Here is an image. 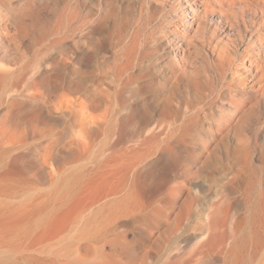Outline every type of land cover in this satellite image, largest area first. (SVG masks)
<instances>
[{
    "label": "rangeland",
    "instance_id": "374dc122",
    "mask_svg": "<svg viewBox=\"0 0 264 264\" xmlns=\"http://www.w3.org/2000/svg\"><path fill=\"white\" fill-rule=\"evenodd\" d=\"M194 2L192 15L179 0H35L28 28L15 0L17 49L0 33V264H264V13L233 52ZM170 88L175 125L209 114L192 124L194 159L171 146L158 159L159 137L140 131Z\"/></svg>",
    "mask_w": 264,
    "mask_h": 264
},
{
    "label": "bare ground",
    "instance_id": "6f19581e",
    "mask_svg": "<svg viewBox=\"0 0 264 264\" xmlns=\"http://www.w3.org/2000/svg\"><path fill=\"white\" fill-rule=\"evenodd\" d=\"M27 1H28L29 16L32 21L31 23L28 24V28H34L33 18H35L38 15L39 8L36 6L35 0H27ZM179 1H183V6H185L184 11L186 10L191 11L192 15L194 14V11L199 9L198 6L197 9L191 8V3H193L194 6H196V4H194L195 0H179ZM234 2L238 3L239 5L238 14L233 12L232 3ZM199 5L200 6L202 5L203 12L205 13L208 12V14L211 13L210 15L213 18H210V20L213 21V25H214L213 31L218 32V36L221 37V40H224L223 36L225 35L226 37L225 39L227 41L223 42V45L225 47H229V45H231L232 47L231 50L233 52L243 45L244 46L249 45L256 38V35H254L255 37L254 38L252 33L255 29H257V26L259 25L260 22L257 18V13L258 12L261 14L264 13V0H201V4ZM250 5H252V7ZM16 6L17 5L15 4V0H0V33L4 35L3 37H6V40L8 41L9 44L14 45L17 49L18 44L16 42L17 41L16 35L15 33L12 32V28L14 27L12 26V24L15 22L13 11L15 10ZM224 6H227L230 12L229 11L225 12V10L223 9ZM216 12L217 15L215 16L214 14ZM221 16L224 17L223 21L224 23L227 24V28L222 27L220 21ZM246 17L248 18L246 19ZM261 18H262L261 20L264 23V17ZM240 23L244 26L245 31L249 33L248 36L243 35L242 32L239 30L238 24ZM7 37L9 40L7 39ZM0 45H2L1 48L2 51L4 52V50H6V44L4 45V42L0 41ZM260 45L261 44H259V46ZM225 54L227 56V60H225L227 63L239 59L237 56H233V54H230L227 51H225ZM90 56L91 53H86L84 51L83 57L75 58L73 56L72 60H75V62H79V61L82 62V60L87 62ZM4 60H5L4 57L0 58V86L4 81V79L6 78L7 74L11 71V68ZM219 60L222 61V59ZM57 62L61 67V69L64 70L63 68L64 63L58 60ZM252 64L254 65L255 71L258 70L259 75L263 76L264 75L263 67L258 66L255 61H252ZM55 73H54V77L57 78ZM73 73L74 75H76L75 78L76 81H78L80 79L79 69L74 68ZM47 81H48L47 83L48 85H52L56 82L51 79H47ZM76 81H74V84L77 85ZM168 81L169 79L163 81L162 83L158 82L157 86L167 85ZM85 98L89 102H91L92 100L96 102V99L91 98V96L85 95ZM174 100L175 99H173V97L171 96V88L170 90H166L154 96V101L147 103L146 110H144L145 112L149 111L148 113L151 114V116L148 117L147 116L148 113L145 112L141 113L142 114L140 116L141 120H139L140 131H142L145 128H149V130H151L152 132L153 135L152 137H159L158 149L155 153L158 159H162L164 148L169 146H171L175 152L174 158L179 160L194 159L195 157H197V154L195 148L193 147L194 139L191 133L192 124L198 119V117L200 116L206 117L209 116V114L208 112L205 111L204 108H201L200 109L202 113L201 115L197 114L194 117V119L184 120L178 123L177 125H175L176 122L178 121L179 114L180 112L183 111V109H182L181 101L175 100L176 102H174ZM228 103L233 107H237L238 105V101H236L234 95H231V100ZM219 122L222 125H227L226 126L227 129L234 127L235 124L237 123V121L232 118L224 119ZM129 123H130L129 119H122L121 122L118 123V127L121 128L120 130H122ZM173 125H174V130L177 131L175 136H174V130L172 129ZM161 134H163L162 137H160ZM237 139L240 142L245 141L246 136L238 134ZM123 140H124V136L120 132L115 142L121 143L123 142ZM147 176L148 175H145L144 172H142L141 170H138L135 174V181L142 189L145 188V179ZM163 180L164 183L169 182L168 178H164ZM51 230H53V228H51Z\"/></svg>",
    "mask_w": 264,
    "mask_h": 264
}]
</instances>
